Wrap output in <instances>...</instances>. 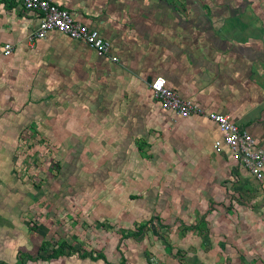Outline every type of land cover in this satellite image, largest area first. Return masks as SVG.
<instances>
[{
	"label": "crops",
	"instance_id": "1",
	"mask_svg": "<svg viewBox=\"0 0 264 264\" xmlns=\"http://www.w3.org/2000/svg\"><path fill=\"white\" fill-rule=\"evenodd\" d=\"M50 1L103 35L118 62L55 32L34 38L39 15L26 11L22 0H0V129L32 131L43 119L48 131L64 128L92 148L133 150L142 143L158 151L161 163L166 158L191 174V183L182 185L181 213H200V198L213 210H230L233 196L242 201L241 210L260 212L255 223L232 227L239 231L221 243L197 236V251L183 264H264V180L256 181L226 149L213 150L221 137L214 123L162 111L150 92L152 81L162 77L182 99L230 116L264 147V14L249 10L254 0H223L231 11L213 16L218 25L202 28L198 23L205 19L166 5L155 10V0ZM182 1L194 3L178 5ZM153 9L155 17L162 13L155 20ZM5 45L12 47L9 56L3 55ZM150 191L145 186L144 195ZM151 221L131 225L146 228ZM176 221L199 232L200 221L188 227Z\"/></svg>",
	"mask_w": 264,
	"mask_h": 264
},
{
	"label": "rangeland",
	"instance_id": "2",
	"mask_svg": "<svg viewBox=\"0 0 264 264\" xmlns=\"http://www.w3.org/2000/svg\"><path fill=\"white\" fill-rule=\"evenodd\" d=\"M179 1L155 0L153 8L168 7L198 15L205 19L198 23L201 28L218 25L213 16L218 19L231 11V6L225 7L223 0H194L193 5L184 1L178 5ZM248 8L254 14H264V0L259 3L254 0ZM152 14V20L158 18L154 9ZM160 25L159 21L155 24L157 28ZM75 110L71 111L75 113ZM44 121L39 119L36 130L32 131L13 133L0 129V261L3 264H104L80 259L75 254L49 262L29 261L25 254L33 257L43 241L55 247L67 243L80 253L102 252L110 262H118L124 256L126 264H183L197 251V236L212 235L213 241L221 243L239 231L232 229L235 225L257 221L260 212L249 206L241 210L242 201L235 196L230 210L221 207L213 210L200 198L197 200L200 213H181L178 210L183 211L186 206L181 204L186 196L182 185L191 183L187 167L181 171V167L168 164L166 158L161 163L158 151L142 143L133 150L101 145L92 148L85 141L75 142L76 135L71 137L64 128L59 133L51 128L48 131ZM198 171L196 168L194 172L198 174ZM145 173L148 177L141 178ZM145 186L151 191L144 195ZM150 219L138 239L122 237L135 231L131 225L134 222L143 224ZM176 219L182 220L186 227L202 221L201 230L195 234L188 232L179 227ZM240 263L244 264L243 259Z\"/></svg>",
	"mask_w": 264,
	"mask_h": 264
},
{
	"label": "built area",
	"instance_id": "3",
	"mask_svg": "<svg viewBox=\"0 0 264 264\" xmlns=\"http://www.w3.org/2000/svg\"><path fill=\"white\" fill-rule=\"evenodd\" d=\"M22 4L26 11L39 15L34 38L43 39L48 33L55 32L70 40L85 43L98 57H110L112 62H117V58L110 55L109 42L97 30L75 20L67 10L50 0H22ZM11 51L12 47L5 45L3 55L9 56ZM150 92L162 111L171 112L180 119L202 117L214 123L221 137L213 143V150L221 153L226 149L232 161L240 164L256 181L263 182L264 147L258 146L253 136L246 129L240 128L230 116L206 111L194 102L182 99L166 86L162 77L152 81Z\"/></svg>",
	"mask_w": 264,
	"mask_h": 264
},
{
	"label": "trees",
	"instance_id": "4",
	"mask_svg": "<svg viewBox=\"0 0 264 264\" xmlns=\"http://www.w3.org/2000/svg\"><path fill=\"white\" fill-rule=\"evenodd\" d=\"M201 220H203V216H201ZM200 224L195 226V229L201 230L202 221L199 222ZM144 229V225L136 224L135 225V232L134 233H127L122 235L123 238H137L138 236L142 235ZM77 255L80 259L89 258L91 261H103L105 264H124V258L121 256L120 261L118 262H110L107 257L101 253L96 251H85L83 253L78 252V250L74 249L71 245L67 243H61L55 246H50L48 241L41 242L38 252L32 257L30 255H26V258L31 262H49L51 260H58L59 258H68L72 255ZM24 264V263H22Z\"/></svg>",
	"mask_w": 264,
	"mask_h": 264
}]
</instances>
